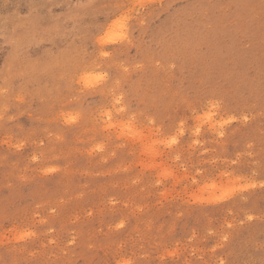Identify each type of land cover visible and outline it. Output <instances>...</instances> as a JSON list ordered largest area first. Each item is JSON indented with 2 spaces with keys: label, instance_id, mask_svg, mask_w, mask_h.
<instances>
[{
  "label": "rangeland",
  "instance_id": "obj_1",
  "mask_svg": "<svg viewBox=\"0 0 264 264\" xmlns=\"http://www.w3.org/2000/svg\"><path fill=\"white\" fill-rule=\"evenodd\" d=\"M0 264H264V0H0Z\"/></svg>",
  "mask_w": 264,
  "mask_h": 264
},
{
  "label": "snow or ice",
  "instance_id": "obj_2",
  "mask_svg": "<svg viewBox=\"0 0 264 264\" xmlns=\"http://www.w3.org/2000/svg\"><path fill=\"white\" fill-rule=\"evenodd\" d=\"M119 27H120L121 31H119V32H114V33H111V34L107 35V36L103 39L102 42H103L104 44H114V43H116V40H117L118 37L121 38V39L124 38V31H123V29H124V27H125L124 23H123V22H119ZM108 54H109V53H108L107 51H102V55H103V56L107 57ZM95 79H96V80H101V79H103V77L100 76V75H97V76H95ZM209 116H211V114H209ZM245 119H247V117H245ZM225 123H229V121H225ZM196 131H197V133H199L200 128L197 127V128H196ZM181 135H183V132H181ZM169 143H170V144H176V143H177L176 138L173 137V138L169 141ZM50 171H54V169H50ZM194 183H195V182H194ZM252 186L254 187V185H252ZM250 219H251V217H250ZM121 226H122V225H121Z\"/></svg>",
  "mask_w": 264,
  "mask_h": 264
},
{
  "label": "bare ground",
  "instance_id": "obj_3",
  "mask_svg": "<svg viewBox=\"0 0 264 264\" xmlns=\"http://www.w3.org/2000/svg\"><path fill=\"white\" fill-rule=\"evenodd\" d=\"M121 22H124V20L123 21H121ZM115 27H117V29H116V31H118V30H120L121 31V29H120V27H119V24H115ZM114 29V30H115ZM92 76V75H91ZM89 77V76H88ZM95 77V76H94ZM84 79V78H83ZM85 79H88V78H85ZM91 81V80H90ZM207 116V115H206ZM205 118V117H204ZM207 118V117H206ZM210 117H208V119H209ZM212 119V118H211Z\"/></svg>",
  "mask_w": 264,
  "mask_h": 264
}]
</instances>
